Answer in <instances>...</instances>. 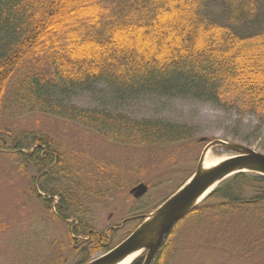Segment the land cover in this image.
Wrapping results in <instances>:
<instances>
[{
    "label": "trees",
    "instance_id": "16d2710c",
    "mask_svg": "<svg viewBox=\"0 0 264 264\" xmlns=\"http://www.w3.org/2000/svg\"><path fill=\"white\" fill-rule=\"evenodd\" d=\"M101 83L118 101L195 99L254 114L264 125V0H0V121L11 100L19 110L74 122L119 145L192 140L186 126L73 105L79 92ZM9 151L20 172L43 174L31 195L53 219L79 220L68 224V240L85 256L81 264L104 251L108 237L89 234L78 211L82 195H106L110 172L68 161L47 135L0 128V153ZM245 221L264 231L263 176L241 173L221 183L177 224L153 264H177L183 241L191 245L214 232L227 239ZM254 232L247 244L264 249V232ZM143 262L144 256L133 264Z\"/></svg>",
    "mask_w": 264,
    "mask_h": 264
},
{
    "label": "rangeland",
    "instance_id": "374dc122",
    "mask_svg": "<svg viewBox=\"0 0 264 264\" xmlns=\"http://www.w3.org/2000/svg\"><path fill=\"white\" fill-rule=\"evenodd\" d=\"M112 96L108 86L101 83L93 92H79L72 103L78 108L106 107L137 120L186 126L192 130V140L159 148L119 145L74 122L19 110L10 99L0 121V128L10 129L14 135L49 136L58 150L67 153L68 161L79 159L96 173L110 172L112 185L104 189L106 195H82L80 200L78 216L91 228L89 234L108 237L105 250L91 260L119 245L175 194L196 173L206 150L222 159L242 153L214 145L216 142L264 154V125L260 126L254 114L239 116L195 99L142 95L118 101ZM12 153H0V264H81L85 256L76 252L68 240V224L78 225L79 220L53 219L31 195L32 185L39 189L43 174L38 175L32 168L20 172ZM139 185L146 187L140 197L133 192ZM52 201L56 208L59 198ZM255 226L245 221V226L237 231L234 227L227 239L214 232L191 245L183 241L177 264H264V249L247 244L257 235L254 231L264 232ZM184 229L185 224L177 227L178 232ZM189 235H183V240ZM145 255L141 252L135 260Z\"/></svg>",
    "mask_w": 264,
    "mask_h": 264
},
{
    "label": "water",
    "instance_id": "95a60500",
    "mask_svg": "<svg viewBox=\"0 0 264 264\" xmlns=\"http://www.w3.org/2000/svg\"><path fill=\"white\" fill-rule=\"evenodd\" d=\"M214 145L242 153L223 160L217 166L196 173L179 190L168 198L119 245L86 264H117L135 253L144 252L143 264H153L177 224L198 207L225 180L241 173L264 177V154L238 145L218 141ZM202 159V158H201ZM146 191L139 185L133 192L142 196Z\"/></svg>",
    "mask_w": 264,
    "mask_h": 264
},
{
    "label": "bare ground",
    "instance_id": "6f19581e",
    "mask_svg": "<svg viewBox=\"0 0 264 264\" xmlns=\"http://www.w3.org/2000/svg\"><path fill=\"white\" fill-rule=\"evenodd\" d=\"M223 160H225V158H223V159L222 158H214L210 154L209 150H206L202 156L200 168H201V170L211 169V168L217 166L218 164H220ZM138 254L139 253L129 255L128 257L119 261L117 264H132L133 261L138 256Z\"/></svg>",
    "mask_w": 264,
    "mask_h": 264
}]
</instances>
